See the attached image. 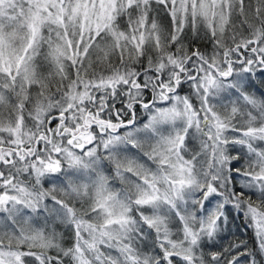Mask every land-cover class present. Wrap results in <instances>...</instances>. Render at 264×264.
<instances>
[{
    "label": "snow or ice",
    "instance_id": "snow-or-ice-1",
    "mask_svg": "<svg viewBox=\"0 0 264 264\" xmlns=\"http://www.w3.org/2000/svg\"><path fill=\"white\" fill-rule=\"evenodd\" d=\"M258 73L264 0H0V264H257Z\"/></svg>",
    "mask_w": 264,
    "mask_h": 264
},
{
    "label": "trees",
    "instance_id": "trees-1",
    "mask_svg": "<svg viewBox=\"0 0 264 264\" xmlns=\"http://www.w3.org/2000/svg\"><path fill=\"white\" fill-rule=\"evenodd\" d=\"M194 46L201 48V50H204L207 48V43L203 40L194 41ZM262 79L264 78H260L258 73L257 77L253 78L250 85L252 93L257 97L260 96L261 92H264V82H262ZM185 89L186 86L182 89V91L185 92ZM53 123H55V121ZM224 235L226 239L223 241V243H240L242 249H250L254 254H256L255 258L257 264H264V257L259 253L257 247L258 241L254 236L253 230L247 226L244 219L238 216L235 218L230 216ZM70 242L71 241L69 240V243Z\"/></svg>",
    "mask_w": 264,
    "mask_h": 264
},
{
    "label": "rangeland",
    "instance_id": "rangeland-1",
    "mask_svg": "<svg viewBox=\"0 0 264 264\" xmlns=\"http://www.w3.org/2000/svg\"><path fill=\"white\" fill-rule=\"evenodd\" d=\"M187 91H190L189 89H185V92H187ZM0 215H3V214H0ZM69 240H70V237H69V239H68V242H69ZM263 257H264V255H262ZM255 257H256V254H255Z\"/></svg>",
    "mask_w": 264,
    "mask_h": 264
}]
</instances>
